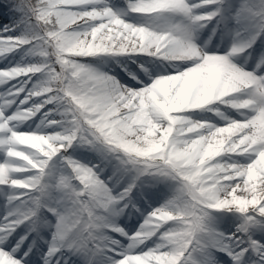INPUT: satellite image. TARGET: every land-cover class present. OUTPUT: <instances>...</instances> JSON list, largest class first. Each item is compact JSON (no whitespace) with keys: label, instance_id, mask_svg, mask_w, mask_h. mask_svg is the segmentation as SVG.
<instances>
[{"label":"snow or ice","instance_id":"snow-or-ice-1","mask_svg":"<svg viewBox=\"0 0 264 264\" xmlns=\"http://www.w3.org/2000/svg\"><path fill=\"white\" fill-rule=\"evenodd\" d=\"M0 264H264V0H0Z\"/></svg>","mask_w":264,"mask_h":264},{"label":"rangeland","instance_id":"rangeland-1","mask_svg":"<svg viewBox=\"0 0 264 264\" xmlns=\"http://www.w3.org/2000/svg\"><path fill=\"white\" fill-rule=\"evenodd\" d=\"M104 71H111L113 74L115 72L119 71L118 66L116 65L115 61H109L105 66H104ZM141 219L138 214H136L133 210H130V212L119 218V223L121 226H125L126 229H131L134 230L136 227H139V224L141 223ZM135 224V227H132L131 224ZM48 237H46L47 239ZM42 243V242H40Z\"/></svg>","mask_w":264,"mask_h":264}]
</instances>
